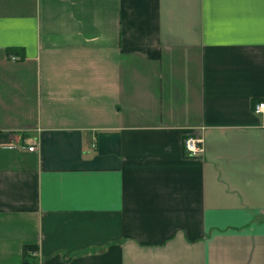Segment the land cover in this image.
Listing matches in <instances>:
<instances>
[{"label":"crops","instance_id":"crops-1","mask_svg":"<svg viewBox=\"0 0 264 264\" xmlns=\"http://www.w3.org/2000/svg\"><path fill=\"white\" fill-rule=\"evenodd\" d=\"M258 101L264 0H0V264H264Z\"/></svg>","mask_w":264,"mask_h":264},{"label":"built area","instance_id":"built-area-1","mask_svg":"<svg viewBox=\"0 0 264 264\" xmlns=\"http://www.w3.org/2000/svg\"><path fill=\"white\" fill-rule=\"evenodd\" d=\"M254 112L264 120V101H258L254 105ZM33 146L28 149L33 150ZM184 148L189 156H201L204 153L203 138L198 135H189L184 139Z\"/></svg>","mask_w":264,"mask_h":264},{"label":"trees","instance_id":"trees-1","mask_svg":"<svg viewBox=\"0 0 264 264\" xmlns=\"http://www.w3.org/2000/svg\"><path fill=\"white\" fill-rule=\"evenodd\" d=\"M9 51H10V50H7V52H8L7 55H9Z\"/></svg>","mask_w":264,"mask_h":264}]
</instances>
